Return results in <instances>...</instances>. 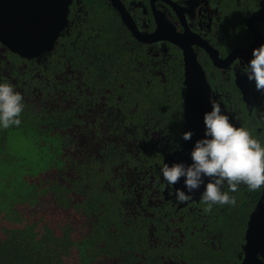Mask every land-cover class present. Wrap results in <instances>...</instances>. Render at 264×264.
I'll use <instances>...</instances> for the list:
<instances>
[{
	"label": "trees",
	"instance_id": "trees-1",
	"mask_svg": "<svg viewBox=\"0 0 264 264\" xmlns=\"http://www.w3.org/2000/svg\"><path fill=\"white\" fill-rule=\"evenodd\" d=\"M90 22L101 37L86 43V69L97 72L104 63L113 71L117 22ZM81 47L63 45L57 60L48 57L38 72L34 63L7 52L14 64L8 83L23 96L24 109L19 126L0 128V264H239L246 222L260 190L241 184L229 192L235 205H214L210 212L202 199L180 209L164 201L161 158L155 152L148 159L128 154L121 147L131 143L129 134L97 124L99 97L105 94H87L95 106L88 108L86 123L68 106L74 96L63 87L71 80L65 64L73 56L81 65ZM21 60L27 65L19 74ZM78 65L74 68L81 71ZM173 65L149 84L120 88L125 98L118 107L124 124H136L135 136L153 137L167 126L178 134L184 87L179 61ZM65 92L69 95L60 97ZM253 134L264 146V135ZM132 196L136 209L122 205Z\"/></svg>",
	"mask_w": 264,
	"mask_h": 264
},
{
	"label": "flooded vegetation",
	"instance_id": "flooded-vegetation-1",
	"mask_svg": "<svg viewBox=\"0 0 264 264\" xmlns=\"http://www.w3.org/2000/svg\"><path fill=\"white\" fill-rule=\"evenodd\" d=\"M91 19H97L98 22L99 19L117 22L115 39L117 36L118 44L113 47V71L104 63H100L97 72L89 67L86 69L90 47L86 43L94 37H101L100 28L92 26ZM158 26L164 30L160 29L159 32ZM172 33L176 36H172ZM169 37H173L177 45L172 44L168 40ZM253 40L257 42V47L264 44V0H70L66 25L55 39L53 47L47 53L26 60L34 63L33 66L38 72L41 64L43 68L47 66L48 57L49 62L52 59L57 60L63 45H85V48L81 47V65L73 62V56H70L65 64L71 80L60 86H63L65 91L71 89L74 96L69 98L68 106L73 108L75 113L82 114V123H86L90 114L88 108L95 106H92L93 97L88 98L87 94H105V97H99L100 104L97 106L101 112L97 124L106 129L111 127L129 134L131 143L121 147L125 148L128 154L139 152L148 159L155 152V155L161 158L162 165L165 154L172 152L182 140L183 101L178 134L175 135V130L167 126L157 129L153 137H138L134 134V127H137L134 122H130V125L124 124L126 116L118 107L119 99L125 98L124 94L119 93L122 91L120 88L129 91L131 85L138 88L143 83L149 84L154 76L165 75L169 68L173 70L174 61L178 60L181 65L180 80L185 92L183 46L190 44L202 69L203 79L209 86V97H213L220 104L222 112L229 116L234 126L244 127L252 134L257 131L258 135H264V91H257L255 81H249L243 74V66L253 58V48H249ZM7 52L11 51L0 42V83H8L13 72L14 64L9 60ZM237 58L241 65L236 64ZM23 62L25 61L19 62L22 71L17 67L19 74L23 73V68L27 65ZM76 65L83 69L77 71L74 68ZM104 81L109 85L108 89ZM58 90L59 88L55 87V95ZM55 95L53 94V97ZM59 95L66 97L69 93ZM112 95L118 99L113 100ZM132 107L136 108L135 104ZM146 140H149L150 144H146ZM160 173L158 177L163 185L162 197L175 209L191 207L192 201L198 202L201 199V196H198L197 199L177 203L176 199L171 198L172 186L160 177ZM148 177L146 175V179ZM262 189L263 187L258 199L263 193ZM135 200V196L126 198L122 205H130L136 209ZM195 228V225L192 226L190 232ZM206 238L213 247V237H208L207 234ZM203 241L207 243V240Z\"/></svg>",
	"mask_w": 264,
	"mask_h": 264
},
{
	"label": "clouds",
	"instance_id": "clouds-1",
	"mask_svg": "<svg viewBox=\"0 0 264 264\" xmlns=\"http://www.w3.org/2000/svg\"><path fill=\"white\" fill-rule=\"evenodd\" d=\"M252 59L243 66V74L255 81L257 91H264V44L253 48ZM237 65L239 58L235 59ZM24 98L10 83H0V128L19 126L24 109ZM211 110L203 115L204 137L195 141L191 151V164L164 163L161 173L169 185L180 183L183 178L185 190L177 189L173 195L177 203H185L192 193L203 185L201 199L205 212L214 205H235V193L244 184L249 191L264 187V146L244 127L234 126L229 116L213 97H209ZM191 131L182 134L190 140ZM207 178V179H206ZM227 184L228 191H222Z\"/></svg>",
	"mask_w": 264,
	"mask_h": 264
},
{
	"label": "water",
	"instance_id": "water-1",
	"mask_svg": "<svg viewBox=\"0 0 264 264\" xmlns=\"http://www.w3.org/2000/svg\"><path fill=\"white\" fill-rule=\"evenodd\" d=\"M69 3L70 0H0V42L11 52L25 58L47 53L66 25ZM160 29L164 30L158 26L157 30ZM173 31L176 30L173 28ZM175 34L179 36L178 33ZM175 34L172 33V36H176ZM168 40L177 45L173 37H169ZM250 47L258 48L257 42L253 40ZM183 50L185 51L183 67L185 92L182 100L184 116L182 140L172 152L165 154L160 170L164 163L169 166L173 163L191 164V151L195 141L204 137L203 115L211 110L209 86L203 79L204 75L195 52L190 44L183 46ZM185 131L192 132L190 140L182 138ZM160 177L164 180L162 173ZM171 186L173 200L175 199L173 193L177 189L187 191L184 188L183 178L180 183ZM262 191L246 222L239 264H264V187ZM202 192L203 185L192 193L191 199H197Z\"/></svg>",
	"mask_w": 264,
	"mask_h": 264
},
{
	"label": "rangeland",
	"instance_id": "rangeland-1",
	"mask_svg": "<svg viewBox=\"0 0 264 264\" xmlns=\"http://www.w3.org/2000/svg\"><path fill=\"white\" fill-rule=\"evenodd\" d=\"M88 98H91V97H88Z\"/></svg>",
	"mask_w": 264,
	"mask_h": 264
}]
</instances>
